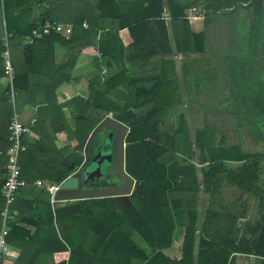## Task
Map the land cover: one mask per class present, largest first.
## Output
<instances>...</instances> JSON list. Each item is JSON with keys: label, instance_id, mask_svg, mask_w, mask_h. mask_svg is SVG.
<instances>
[{"label": "trees", "instance_id": "1", "mask_svg": "<svg viewBox=\"0 0 264 264\" xmlns=\"http://www.w3.org/2000/svg\"><path fill=\"white\" fill-rule=\"evenodd\" d=\"M90 1L93 9L70 25L69 36L51 32L29 44L26 38L34 30L43 31L46 22H59L47 13L33 19L34 7L43 0H0V22L12 35L9 49L16 71V100L19 93L30 91L29 75L39 65L32 60L27 63L28 69L16 65L12 57L14 41H24L31 48L25 50L30 52L39 44L54 45L59 40L66 45H79L62 65L57 66L52 60L44 67L55 86L67 77L70 80L79 54L99 56L95 73L88 78L89 97L67 104L71 120L65 114V105L56 98L53 102L48 99L41 105L32 133L23 137L20 167L27 186L19 191L21 195L11 207L8 243L20 239L24 255H61L56 264H236L238 255L253 256L256 264H264V153L248 152L240 144L230 145L226 136L219 140L207 130L190 131L184 113L177 117L175 128H169L167 119L170 110L183 104L179 79L188 75L187 69L195 62L183 58L206 54L208 26L228 10L247 4L258 9L264 0ZM5 50L1 36L4 76ZM175 55L182 65L178 66ZM228 58L229 69H242L237 73L243 76L239 87L247 89L252 80L255 93H251L256 96L259 91L263 97L264 79L257 73L251 78L245 57ZM138 61L148 64L150 70L131 74L127 65ZM212 70L209 69L212 76L208 81L216 76ZM109 73L113 75L106 77ZM195 76L192 78L198 82ZM5 91L9 101L8 88ZM260 107L264 111V104ZM113 114L129 128L126 170L138 181L129 205L115 198H103L58 202L54 206L50 196L35 199L32 194L26 195L38 192L39 181L59 185L76 173L85 161L90 135ZM102 140L99 131L87 149L91 158ZM60 141L61 147L57 143ZM193 143L201 154L203 180L199 179L198 167L183 160H192ZM233 162L238 166L229 168ZM202 186L206 188L203 193ZM232 188L258 200V217L245 225L244 205H236L239 198L233 203L216 200ZM200 194L210 197L205 211L200 208ZM3 203L0 230L4 199ZM26 226L35 227L36 231L32 234ZM178 229L184 234L180 258L170 255ZM135 235L142 239L143 247L135 241ZM46 241L51 244L46 245ZM28 242L37 246L30 247Z\"/></svg>", "mask_w": 264, "mask_h": 264}, {"label": "crops", "instance_id": "2", "mask_svg": "<svg viewBox=\"0 0 264 264\" xmlns=\"http://www.w3.org/2000/svg\"><path fill=\"white\" fill-rule=\"evenodd\" d=\"M90 9H93L92 2L90 0H85L84 2L83 0H43L42 3L34 7L33 19H38L40 16L47 13L48 16L58 21L59 23L70 26L74 21L80 20L83 17L82 15L84 13H88ZM85 10L86 12H84ZM12 20V22H15L14 19ZM86 24L88 25L87 20L84 21L83 25ZM225 24H228L227 26L229 27V25L233 24V22L229 19L220 21V23L216 25V28H219L218 31H216V29H211L208 26L206 54H190L189 57L191 61L195 62L193 64H190L189 68L187 69L189 73L187 72L188 75L184 76L185 90L181 91L182 100L186 97V95H188L187 87L193 88L195 86V79L192 78V75H197L195 76L196 79L198 78V75H202L203 82L207 85L205 87L208 88L216 86L217 83L219 85H223L224 81L228 79L227 75L230 73V71L228 67H224L221 69V72H217L216 76L212 77L213 79L211 78L212 81H208V78L212 75L205 76L207 70H203L201 68L203 65L202 61L205 59L201 60V58L206 57V59H208L207 56L216 54V58H219L221 55L222 58H224V62H227V58L230 55L237 54L238 52L239 54H243L245 52V35L236 37L235 35H230V33L228 34L226 30V28L228 27L225 26ZM212 25H210V27H213ZM3 26L4 23L0 22V39L2 36V39L4 40L6 32L8 33V31ZM65 36H69V34ZM66 38L68 39L69 37ZM26 46L27 45L24 41L22 43L14 41V45L12 46L13 61L20 68H23L25 66V69H28L29 66L27 65V63L29 64L31 60L32 63H37L39 67L37 69L36 66V70L34 72H31V74L29 75L30 81L27 90L30 89V91L25 90V94L19 93L15 105L10 100L8 101L4 96L6 92L5 90L7 89V84L3 73V68L0 64V186L6 179V165L8 162V150L10 147L9 124L14 113L17 112L20 115V119L24 124L30 125L33 119H37L38 121L40 109H42L41 105L43 104V102L48 101V99L53 102L54 98H56V101L59 104H63L66 106L64 110L65 114L71 120L72 112L70 108L67 107V104L72 102L76 98L87 99L89 97V90L87 86L88 78L94 75L96 70L95 61L99 59V56L96 55L79 54L77 63L70 73V80L67 77V80L55 86L50 83V80H48V73L45 71L44 67L48 64H51L52 60L57 66L62 65L74 52L78 50L79 45H66V42H60L59 40L58 42L54 43V45L39 44L36 46L33 52L25 50L31 49L29 46ZM174 57L179 59L177 55H175ZM186 57L187 56L185 55L183 59H186ZM228 64L230 65V63ZM148 70H150L149 66ZM205 77L207 78V81L205 80ZM30 137H35V134L30 135ZM57 143L60 147L63 146V142L60 141ZM192 145H194L195 147L194 143ZM191 157L192 160H189V158H183V160L184 162H191V164H194L196 167H198L200 171L199 179L203 180V174L201 172L203 166L199 160L201 158V154L196 147L193 150ZM196 161L199 162L197 163ZM229 164L238 166V164L234 162ZM229 164L228 167L233 168L229 166ZM41 183L43 184V186L38 185V192L27 193L26 195L28 197H31L32 194V197H34L35 199H38L40 197L41 199H49L50 196V201L52 205L55 206L56 203L54 202V196L51 190L52 185H49L45 182ZM40 190H46L45 193H47V196L44 194V192L40 193ZM20 195L21 193L19 192L17 198ZM207 196L208 198H210L208 194H204V196L202 195V198H205ZM3 204L4 203L0 189V208L3 207ZM206 209L207 208H205L204 211ZM16 215L17 212L14 213L15 217ZM26 230L30 231L33 234L36 231V228L26 226ZM179 230L182 232L181 245L176 247V240L173 249L170 252L172 255H174V257L177 258H180L181 256L184 237L182 229H178V231ZM45 243L46 245L51 244V242L49 241H46ZM27 244L30 247L37 246L33 242H28ZM37 244L38 246H40L38 242ZM22 250L23 244L20 239L16 238L10 241V243H8V249L4 259V264H56L59 260L62 259L61 255H57L54 253L36 254L34 252H31L24 255Z\"/></svg>", "mask_w": 264, "mask_h": 264}, {"label": "flooded vegetation", "instance_id": "3", "mask_svg": "<svg viewBox=\"0 0 264 264\" xmlns=\"http://www.w3.org/2000/svg\"><path fill=\"white\" fill-rule=\"evenodd\" d=\"M223 14H229V20L233 22V24L226 28L228 34L230 33V35L232 34L236 37L247 35V49L239 57L244 56L248 62L247 68L251 71V78L257 73L258 76L264 79V1L258 9L252 4H247L239 9L228 10ZM215 55H210L208 59L202 61L203 65L207 64L204 67L202 65V69L207 70L205 76L210 75V68L213 69L212 72L217 73L221 72V69L224 67H228V69L230 67L228 64L229 58H227V62H224V58L221 55L219 58H216ZM241 66H243V63H241ZM229 71L230 73L227 75L229 81L227 79L223 85L217 83L212 88L205 87L207 85L206 83L204 84L202 75H198V82L194 81L195 86L193 88L187 87L188 95L183 99V104L176 108L178 116L184 113L187 124L198 118L201 126L193 128L192 130H200L202 132L207 130L209 135H215L219 140H221L222 136H226L227 142L229 143V134L235 135L237 143H229L230 145L240 144L244 149H246V144L257 146L252 139L257 141L262 140L264 142V111L260 110V105L264 104V96L262 97L259 91L256 96L254 95L255 90L252 89V80L247 83L249 86L247 89L239 87L241 83L240 78L243 76L237 73L241 72L242 69L238 71L229 69ZM205 80L207 81L206 77ZM251 91H254V93L252 94ZM247 93L249 95H246ZM169 114L173 115V110H170ZM103 128L104 126L98 130V132H102L103 140L97 147L96 154L92 158L89 156V161L87 162L85 156L83 166L76 172L83 171L86 168H93L92 162L101 149L104 152H112L111 165L104 164L102 173L105 172L106 176H101L97 179V174H93L92 176L96 180H90L84 185V188L99 189L102 187H120L123 185L115 171L117 132L108 131L105 134L103 133ZM111 135H113V138L109 144L107 142ZM124 158H126V138ZM107 161V158H104L102 164L107 163ZM136 182L137 185L138 181Z\"/></svg>", "mask_w": 264, "mask_h": 264}, {"label": "built area", "instance_id": "4", "mask_svg": "<svg viewBox=\"0 0 264 264\" xmlns=\"http://www.w3.org/2000/svg\"><path fill=\"white\" fill-rule=\"evenodd\" d=\"M84 26L86 27V25ZM51 32L68 35L71 34L72 27L69 25L59 24L57 22H46L43 31L34 30L32 34L26 38V40L29 44H33L35 40H40L44 37V35L50 34ZM9 38L10 34L6 32L4 39L6 50L3 54V58L5 80L7 82L8 88L7 96L9 97V100L15 105L16 92L14 85L16 80V71L11 61ZM35 124L36 119H33L30 125L24 124L20 119V115L15 112L9 126L10 147L8 150V162L6 165V179L2 187V196L5 200V206L3 212L1 213L3 220L0 230V264H4V259L8 249L10 228L7 222L11 215V207L15 203L19 191L27 186V182L22 178L20 167L23 137L32 133V129ZM60 184L52 186L51 190L53 196L58 191ZM38 185L43 186L41 182H38Z\"/></svg>", "mask_w": 264, "mask_h": 264}, {"label": "water", "instance_id": "5", "mask_svg": "<svg viewBox=\"0 0 264 264\" xmlns=\"http://www.w3.org/2000/svg\"><path fill=\"white\" fill-rule=\"evenodd\" d=\"M7 84V82H6ZM114 117H117V114H113V117H107L90 135L89 140L86 144V162L89 161V154L87 152L88 146L91 141L94 139L98 130L103 127H109L117 132L116 136V164L115 171L123 183L120 187H102L99 189L94 188H84V185L87 184L90 180H96L92 175L97 174V179L101 176H106V173H102V169L105 166L104 164L111 165L112 161V152H104L102 149L98 155L94 158L92 162L93 168H86L83 171H78L71 175L68 179L63 181L58 191L54 195V202H74L81 200H91V199H103V198H115V197H125L131 196L133 189L136 185V181L131 177L125 170V158H124V144L125 138L129 133V128L123 123L117 121ZM113 135L108 139L107 143H111ZM107 158V163L102 164V160ZM101 169V170H100ZM243 222V221H242ZM174 246V244H173Z\"/></svg>", "mask_w": 264, "mask_h": 264}, {"label": "rangeland", "instance_id": "6", "mask_svg": "<svg viewBox=\"0 0 264 264\" xmlns=\"http://www.w3.org/2000/svg\"><path fill=\"white\" fill-rule=\"evenodd\" d=\"M240 15H242V14H240ZM225 19L226 20L229 19V14H222L219 17L215 18L214 21H213L214 24L213 25L211 24L213 27H209V28L216 29V31H218L219 28H216L217 27L216 25L218 23H220V21L225 20ZM227 25L228 24H225V26H227ZM245 38H246V40H245V42H246L247 41V35H245ZM246 44H247V42H246ZM246 49H247V47H245V51H246ZM233 55L240 56L239 52L237 54H233ZM189 56L190 55H188L186 57L185 61H187V62L191 61ZM208 57L209 56H207V58ZM203 59H206V57L201 58V60H203ZM177 61H178V66L182 65V62L180 61V59H177ZM205 65H207V64H204L203 67ZM127 68H128V70H129V72L131 74L139 75V74H141L143 72L148 71V64L143 65V62L138 61V63H134V64L129 63L127 65ZM212 74L215 75L216 73L212 72ZM112 75L113 74L109 73V74H107L106 77H109V76H112ZM184 84H185L184 77H180V79H179L180 92L182 90L183 91L185 90V85ZM173 112H174L173 115L168 114V117H167V119L169 121V128L170 129L173 128V127L175 128V124L177 122V117H178L177 110H173ZM27 115H28V113H27ZM188 125H189L190 130H192L193 128L200 127L201 126V122H200V120L198 118H196L194 121L189 122ZM108 131L114 132V130L109 128V127H106V128L104 127L103 128V133L106 134V132H108ZM225 131H227V130L225 129ZM229 132L233 133L231 131H229ZM229 136H230V142H229L230 144L237 143V138H236L235 135L229 134ZM252 141H254L257 144V146H253L252 144L251 145L250 144L249 145L246 144V148H247V150H249L248 152H255V153L261 152V153H264V142L262 140L257 141V140H254V139H252ZM194 149H195V147L193 145V150ZM194 154H195V152H194ZM263 157H264V155H263ZM193 161H194V158H193ZM196 162L198 163L199 161H196ZM229 166L237 167L236 165H231V164H229ZM261 178H262V182H263L262 184L264 186V172H263V177H261ZM200 189H201V193H203L206 188H205V186H202ZM44 194L47 196V193L44 192ZM200 197H202L201 194H200ZM217 197H218V199H216V200L219 201V202H223V203H233V202H235L236 198H239V202H237L236 205L237 206L244 205V208L246 210V215H247V220H245V219L242 220L243 221L242 222L243 225H245L247 223V221L253 220L254 218L258 217L256 215V211H255L257 203H258V200L254 199V197L252 195H250V194H244L241 191H238L237 188H232L231 191H227V190L223 191V194H221V195H219ZM115 199H117L120 202H123L125 205H129L131 203L130 197H120V198L115 197ZM202 199L203 200L200 202V208L205 209V208H207L209 206L210 201H209L208 196L205 197V198H202ZM181 235H182V232L180 231L178 236H177L176 247L181 245V240H182ZM134 239L140 246H142V247L144 246V244L142 242V239L139 237V235H135ZM170 255L172 257H174V255H172L171 253H170ZM236 264H256V260H255V257H253V256L249 257V256L238 255Z\"/></svg>", "mask_w": 264, "mask_h": 264}]
</instances>
